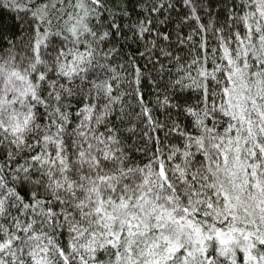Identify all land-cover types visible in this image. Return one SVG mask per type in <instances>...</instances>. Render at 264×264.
<instances>
[{"label":"snow or ice","instance_id":"1","mask_svg":"<svg viewBox=\"0 0 264 264\" xmlns=\"http://www.w3.org/2000/svg\"><path fill=\"white\" fill-rule=\"evenodd\" d=\"M0 264H264V0H0Z\"/></svg>","mask_w":264,"mask_h":264}]
</instances>
